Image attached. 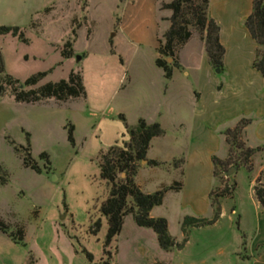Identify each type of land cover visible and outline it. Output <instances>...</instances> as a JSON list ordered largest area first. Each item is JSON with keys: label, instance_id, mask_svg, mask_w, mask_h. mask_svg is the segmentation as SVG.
I'll return each mask as SVG.
<instances>
[{"label": "rangeland", "instance_id": "obj_1", "mask_svg": "<svg viewBox=\"0 0 264 264\" xmlns=\"http://www.w3.org/2000/svg\"><path fill=\"white\" fill-rule=\"evenodd\" d=\"M117 6L118 0H0V27L19 28L24 35H0L5 73L21 85L44 74L34 89L67 81L74 73L86 90L85 98L51 99L43 105L17 104L10 93L0 98V167L8 181L2 185L0 179V220L25 236L24 245L16 244L0 232V264H247L246 246L264 244V207L255 195V174L243 167L229 177L217 172L215 202L218 192L233 189L234 183L236 188L231 197L219 199L221 216L212 225L192 228L187 237L182 231L186 217L214 219L207 198L195 204L183 193H172L156 209V218L168 221L182 248L162 250L157 234L139 227L133 215L106 247L108 222L101 207L110 188L101 179L99 159L127 141L119 118L124 87L114 93L110 86L118 70L130 76L149 66L156 53L150 45L116 35L122 18ZM68 42L71 54L65 57ZM190 61L195 65L200 58ZM100 74L102 91L96 88ZM94 93L98 101L89 108ZM70 125L75 145L68 141ZM173 146L181 144L171 142L163 149ZM28 148L40 173L24 165ZM228 156L227 151L221 160Z\"/></svg>", "mask_w": 264, "mask_h": 264}, {"label": "crops", "instance_id": "obj_2", "mask_svg": "<svg viewBox=\"0 0 264 264\" xmlns=\"http://www.w3.org/2000/svg\"><path fill=\"white\" fill-rule=\"evenodd\" d=\"M173 1L118 0L122 18L116 35L127 43L150 45L156 53L149 66L136 69L130 76L118 70L110 89L116 93L124 87L121 102L125 107L120 115L130 127L143 119L148 124L159 123L165 131L164 136L152 140L147 158L167 165H141L136 183L142 192L153 194L178 182L182 183V189L168 192L165 199L172 193H183L187 202L196 204L207 198L211 204L210 193L216 186L213 157H227L223 133L242 120H250L244 130L246 146L262 149L253 162V185L264 171V77L254 68L258 46L245 27V21L253 13L254 0H210L209 13L220 28V42L225 48L220 74L210 65L200 34L193 32L179 51L181 68L175 69L168 80L155 61L159 57V39L171 26L172 12L161 7ZM137 27L142 32H137ZM196 55L200 62L194 65L190 60L194 61ZM105 87L104 76L100 74L96 88L102 91ZM10 97L16 102L14 96ZM98 97L97 93L90 97L89 108L95 106ZM171 142L181 147L164 150ZM181 159L184 164L173 167L172 163ZM156 209L151 211L153 218L159 217ZM246 250L247 264H264V244L253 243Z\"/></svg>", "mask_w": 264, "mask_h": 264}, {"label": "trees", "instance_id": "obj_3", "mask_svg": "<svg viewBox=\"0 0 264 264\" xmlns=\"http://www.w3.org/2000/svg\"><path fill=\"white\" fill-rule=\"evenodd\" d=\"M209 3L210 0H174L170 4L162 5L163 10L172 12L169 19L171 26L159 39L157 48L159 57L156 59L155 65L163 70L166 79H171L174 70L181 68L178 54L181 48L191 39L193 32L199 33L205 43L207 56L213 69L223 70L225 48L220 42V28L210 16ZM245 27L258 46L254 68L264 77V0H254L253 13L245 21ZM0 35L24 38L20 29L13 27H0ZM65 47L66 50L63 55L69 57L72 43L68 42ZM44 76V74H38L28 79L24 85H21L5 73L0 51V98L10 93L18 103L38 104L48 99L67 102L71 99L86 96L83 80L78 74L72 73L67 81L47 84L34 89ZM119 118L125 124L126 134L124 137L127 136V141L122 146L115 145L111 147L107 152L102 153L99 159L101 179L110 188L108 199L101 207V213L108 222L106 247L110 246L112 241L120 235L125 218L128 215H133L139 227L152 229L157 234L162 250L170 251L175 247L182 248V245L178 244L171 236L168 221L164 218L151 217V211L163 204L166 194L170 191L179 192L183 187L182 183L176 182L171 186L162 187L153 194L143 193L136 183L138 171L143 163L149 167L167 165L147 158L152 140L164 136L165 131L159 123L148 124L141 119L135 127H130L123 115H120ZM249 123L250 120H242L234 129L226 130L223 133L226 137L229 156L226 162L213 157L215 178L218 171L222 174L229 171H227L226 166H232L237 170L243 167L250 172L253 171V157L262 149H251L246 146L244 130ZM74 131V126L70 125L68 128V141L72 145H75ZM16 151L19 152L18 149ZM41 158L47 160L48 156L42 154ZM183 164V159L172 163L173 167H180ZM24 165L37 173L41 172L30 154V148L26 149ZM3 174L7 177V174L0 167L1 184L6 185L8 181L2 176ZM256 184L258 186H255V195L259 204L264 207V179L259 177ZM235 188L236 183H234L233 189L225 188L220 193L218 192L217 201L215 202V192L220 189L215 187L210 193L214 219L186 217L182 223L184 235L186 236L188 230L192 228H201L217 222L221 216L219 199L231 197ZM0 232L8 235L14 243L24 245L25 236L22 229H19L16 233L11 232L9 226L0 220ZM243 247H245V242ZM88 258L92 259L90 255H88Z\"/></svg>", "mask_w": 264, "mask_h": 264}, {"label": "water", "instance_id": "obj_4", "mask_svg": "<svg viewBox=\"0 0 264 264\" xmlns=\"http://www.w3.org/2000/svg\"><path fill=\"white\" fill-rule=\"evenodd\" d=\"M216 73H218V74H220L221 73V70H216ZM143 164H145V163H143ZM237 171V169L236 168H232L231 170H229L228 172H227V176L229 177V176H231L234 172H236Z\"/></svg>", "mask_w": 264, "mask_h": 264}]
</instances>
